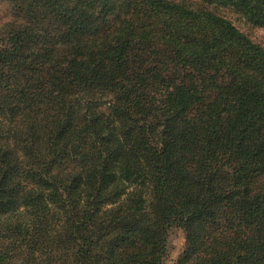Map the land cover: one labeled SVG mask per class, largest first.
Segmentation results:
<instances>
[{
	"label": "trees",
	"instance_id": "obj_1",
	"mask_svg": "<svg viewBox=\"0 0 264 264\" xmlns=\"http://www.w3.org/2000/svg\"><path fill=\"white\" fill-rule=\"evenodd\" d=\"M264 0H0V264H264Z\"/></svg>",
	"mask_w": 264,
	"mask_h": 264
},
{
	"label": "rangeland",
	"instance_id": "obj_2",
	"mask_svg": "<svg viewBox=\"0 0 264 264\" xmlns=\"http://www.w3.org/2000/svg\"><path fill=\"white\" fill-rule=\"evenodd\" d=\"M192 1V0H189ZM223 13L242 31L246 32L253 40L264 45V27L250 25L241 16L231 10H223ZM184 231L182 228L172 226L168 230L167 236V257L162 264H175L177 256L184 247Z\"/></svg>",
	"mask_w": 264,
	"mask_h": 264
}]
</instances>
